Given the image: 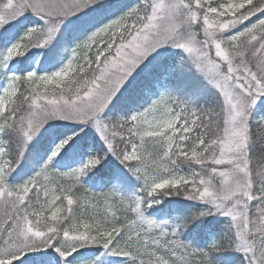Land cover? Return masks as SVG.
Wrapping results in <instances>:
<instances>
[{
    "label": "snow or ice",
    "instance_id": "obj_1",
    "mask_svg": "<svg viewBox=\"0 0 264 264\" xmlns=\"http://www.w3.org/2000/svg\"><path fill=\"white\" fill-rule=\"evenodd\" d=\"M253 4L0 0V264H235L217 255L230 252L264 264V169L251 166L264 6ZM162 72L184 87L161 90ZM89 184L107 190L91 212ZM170 196L203 207L158 210ZM209 216L228 224L207 250L182 239ZM85 248L104 251L79 261Z\"/></svg>",
    "mask_w": 264,
    "mask_h": 264
},
{
    "label": "trees",
    "instance_id": "obj_2",
    "mask_svg": "<svg viewBox=\"0 0 264 264\" xmlns=\"http://www.w3.org/2000/svg\"><path fill=\"white\" fill-rule=\"evenodd\" d=\"M127 3L130 4L131 0H127ZM256 5L264 6V0H254L253 6H256ZM259 15L260 14L257 13V16ZM260 18H263V16H261ZM253 21H255V17H253ZM178 58H179V51H176L172 53L171 60L169 62L170 63L175 62ZM167 77H168L167 73L162 72L160 74L161 82L164 79V80L170 81V83H176V84L178 83L180 88L184 87V81H177L171 78L168 79ZM186 80L190 81V84L188 85L189 88H196V89L203 88L202 83H198L192 77H186ZM52 87L53 86L51 85L48 86L49 91L52 90ZM213 99H214V96L210 88L205 89L202 92L200 100L202 101L205 107L209 106V104L211 103ZM256 113H257L255 116L256 118H253V124H252V129H253L252 139H253L254 147H253V152H252L251 166L254 169V173L260 171L261 169H264V101H261L258 104ZM7 140H8V137H3L4 146L6 147L8 146ZM89 143L91 144L92 141L90 140ZM95 150H99V144H97L96 146H93V148L90 149V151H95ZM63 170L64 169H61V171ZM254 178L257 180V182L259 181V177H255L254 175ZM53 179L55 180L56 178L54 177ZM94 191L97 194L104 195V193L107 190L98 188L97 190H94ZM80 195L83 198L81 201L83 205L85 203H88L89 207H91L92 204H95V201L92 202L91 204L87 202L88 199L86 197H84L81 193ZM202 207L203 205L201 204H198L193 201H187L180 197L178 198L177 197H169V198L167 197L164 199L162 204L156 206L158 210H161L163 212H168L171 214H175L177 210L185 214H190L192 212L197 211L198 209ZM85 208L89 210V208L87 207ZM47 213L48 212H46V214ZM165 218L168 219V217H165ZM227 224H228V219L226 217L209 216L206 218L202 226L197 228L195 225H193L185 232V234L186 236H191V235L195 236L197 241H199V244L201 243V248L204 250H207L208 245L213 241V239L220 238L224 235L226 228H227ZM103 251H104L103 249H101L100 251H96L95 249H92V248H85V249L80 250V252L77 254V257L83 254H91V253H95V256H99L101 252ZM217 255H220V256L228 255L235 260V264H239V260L242 258V254L235 253V252L218 253Z\"/></svg>",
    "mask_w": 264,
    "mask_h": 264
},
{
    "label": "rangeland",
    "instance_id": "obj_3",
    "mask_svg": "<svg viewBox=\"0 0 264 264\" xmlns=\"http://www.w3.org/2000/svg\"><path fill=\"white\" fill-rule=\"evenodd\" d=\"M219 2H223V0H219ZM143 3V0H131V3L129 4L130 6L132 5V6H137V5H139V4H142ZM263 18H264V16H263ZM171 52H174V51H179V50H170ZM1 78V80H2V84H0V88H2V86L4 85V81H3V78L2 77H0ZM168 79H169V77H167ZM164 85H167V86H169V87H175L176 88V85L175 84H172L171 86H170V81H168V80H165V84ZM261 101H264V97H262L259 101H258V103H257V106H258V104L261 102ZM200 104L202 105V102H200ZM257 106H256V110H257ZM256 110L254 111V113H253V118H256L255 116H256ZM146 147H148V145L146 144ZM148 150L149 151H153L154 149H152L151 147H148ZM64 171V170H63ZM188 171H189V169L187 168V166H184L183 167V173L182 174H187L188 173ZM98 189V187H93L91 184H89V185H86L85 186V188H83V189H81L80 190V193L84 196V197H86L87 199H88V201L87 202H89V203H91L92 204V202H94L95 201V199H93L94 197L96 198H102L103 197V194H97L94 190H97ZM170 197H177V196H170ZM169 198V197H168ZM178 198V197H177ZM180 198H182V199H184L183 197H180ZM185 200V199H184ZM93 205L94 204H92L91 205V207H89V205H88V203H85L84 204V207H87V208H89V210H90V212L91 211H94L95 209L93 208ZM49 216H50V213L48 212L47 213ZM46 214V215H47ZM132 219H134V217H132V216H129L128 217V223H131V221H132ZM164 219H166L165 217H164ZM182 239H184L185 241H191L193 244H194V246L195 247H197V248H201V243H200V247H199V245L197 244L198 243V241H196V237L195 236H193V235H191V236H186V234H184V236L182 237ZM94 255H95V253H94ZM94 258V256L93 255H90V254H83V255H81V256H79V257H77V259L79 260V261H88V260H91V259H93ZM195 259H197V260H199L200 259V257L199 256H197V257H195Z\"/></svg>",
    "mask_w": 264,
    "mask_h": 264
}]
</instances>
